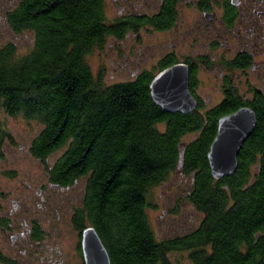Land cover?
Here are the masks:
<instances>
[{"label":"trees","instance_id":"1","mask_svg":"<svg viewBox=\"0 0 264 264\" xmlns=\"http://www.w3.org/2000/svg\"><path fill=\"white\" fill-rule=\"evenodd\" d=\"M105 2L20 0L7 11L11 30L30 32L33 45L25 55L13 43L0 46V157L12 141L2 114L41 124L29 151L50 183L85 181L72 223L79 234L97 231L111 264H170L168 255L180 251L190 264H264V98L252 105L257 125L237 171L214 179L207 156L219 120L237 107L167 113L151 97L150 76L110 85L96 78L88 55L118 36ZM175 172L202 217L190 232L164 239L150 226L148 198ZM9 225L0 219V227ZM42 237L37 227L32 239ZM0 262L17 264L1 251Z\"/></svg>","mask_w":264,"mask_h":264},{"label":"rangeland","instance_id":"2","mask_svg":"<svg viewBox=\"0 0 264 264\" xmlns=\"http://www.w3.org/2000/svg\"><path fill=\"white\" fill-rule=\"evenodd\" d=\"M19 1L0 0V46L13 43L19 55H25L32 48L33 35L30 32H13L5 18L7 11ZM105 10L108 22L117 16L110 8V0H106ZM142 35L143 46L148 50L145 56H151L154 50V53H160L166 45L167 34L144 30ZM133 45L132 38L123 43L108 38L102 48H95L87 58L95 77L101 78L105 85L129 81L131 76L124 65L125 54ZM215 80L208 74L203 77L205 87L199 94L204 101L208 97H216L213 88H208L215 84ZM2 119L12 141L4 144L3 157H0V219L8 220L11 230L0 227V251L17 264H53L54 261L58 264H82L78 251L80 237L73 226L72 215L73 208L81 206L85 181H79L70 190L50 189L45 167L29 151L32 141L42 129L41 124L22 116L2 114ZM194 137H187L185 142L192 141ZM60 155L61 151L52 155L48 164H53ZM42 190H45L44 195H41ZM185 193L186 182L182 181L178 172L150 191L147 214L157 237L167 239L184 235L200 221L202 216L189 205ZM16 207H19L18 211ZM35 223L43 232L41 240H33L31 236L12 243L13 236ZM167 258L170 264H190L187 252H172Z\"/></svg>","mask_w":264,"mask_h":264},{"label":"flooded vegetation","instance_id":"3","mask_svg":"<svg viewBox=\"0 0 264 264\" xmlns=\"http://www.w3.org/2000/svg\"><path fill=\"white\" fill-rule=\"evenodd\" d=\"M110 8L117 16L109 23L118 31V36L110 38L119 43L127 38L134 41L125 54L130 81L150 76L153 82L163 72L183 67L196 109L233 102L237 109L224 117L243 108L253 110L254 102L264 98V0H110ZM144 30L167 34V46L160 53L154 50L151 56H145ZM205 74L216 78L215 84L207 87L217 94L206 101L199 94L205 87ZM47 184L59 191L72 188ZM44 193L42 190L41 195ZM37 227L35 223L16 234L12 243L34 236ZM79 237L78 249L82 232ZM80 255L85 264L82 246Z\"/></svg>","mask_w":264,"mask_h":264},{"label":"water","instance_id":"4","mask_svg":"<svg viewBox=\"0 0 264 264\" xmlns=\"http://www.w3.org/2000/svg\"><path fill=\"white\" fill-rule=\"evenodd\" d=\"M150 93L153 101L167 113L189 114L197 107L189 91L188 74L180 66L156 77L150 85ZM256 125V114L248 108L219 120L217 134L207 156L214 179L222 180L235 174L239 154ZM81 246L85 264H111L110 256L94 228L88 227L82 232Z\"/></svg>","mask_w":264,"mask_h":264}]
</instances>
